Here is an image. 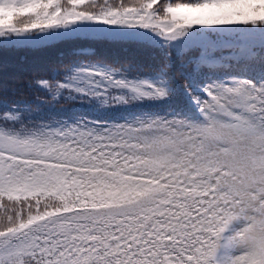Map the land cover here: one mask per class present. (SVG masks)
I'll list each match as a JSON object with an SVG mask.
<instances>
[{"label": "snow or ice", "instance_id": "snow-or-ice-1", "mask_svg": "<svg viewBox=\"0 0 264 264\" xmlns=\"http://www.w3.org/2000/svg\"><path fill=\"white\" fill-rule=\"evenodd\" d=\"M73 40L155 63L20 87L84 107L0 113V264H264V0H0V48Z\"/></svg>", "mask_w": 264, "mask_h": 264}, {"label": "trees", "instance_id": "trees-1", "mask_svg": "<svg viewBox=\"0 0 264 264\" xmlns=\"http://www.w3.org/2000/svg\"><path fill=\"white\" fill-rule=\"evenodd\" d=\"M174 2H181V0H174ZM86 48L92 49L93 53L78 52L80 48L79 40L73 41H58L49 45L41 46H19L16 48L2 49L0 48V83L9 85L7 91L0 90V113L13 105L18 106V110L24 114H31L36 118L40 116L60 115L67 116L73 114V109H79V104L65 103V102H50L47 100L45 92H37L34 89L29 90L24 88L20 91V87L24 85L32 76H50L53 73V69L65 65H69L74 61L87 62L89 60L95 61L97 58H103L111 65H127L132 64H150L155 63L151 59L152 52L144 50L147 53H142L140 60H134L137 56L134 55L133 59H128L125 62L114 61L111 57H102L98 53H108L113 50H119L121 46L117 43L108 42H92L86 41ZM95 48V49H94ZM134 51H138L134 49ZM228 50H224L223 53L218 52L216 55H227ZM159 58V53H155ZM198 54V50H191L185 54V58ZM190 70V68L188 69ZM175 76V84L183 90V86L186 84V80L180 75L181 68L180 62L177 61V65L172 69ZM15 87L18 90L13 92L11 89ZM44 100V102H41ZM152 104H160L159 102H148ZM162 108L156 107V109L162 110L169 106L181 107L182 100L180 98H174L167 104H162ZM27 106V107H26ZM155 109V110H156Z\"/></svg>", "mask_w": 264, "mask_h": 264}]
</instances>
